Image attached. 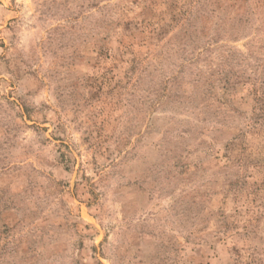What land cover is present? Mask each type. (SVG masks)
I'll return each instance as SVG.
<instances>
[{"label":"rangeland","instance_id":"rangeland-1","mask_svg":"<svg viewBox=\"0 0 264 264\" xmlns=\"http://www.w3.org/2000/svg\"><path fill=\"white\" fill-rule=\"evenodd\" d=\"M0 264H264V0H0Z\"/></svg>","mask_w":264,"mask_h":264}]
</instances>
